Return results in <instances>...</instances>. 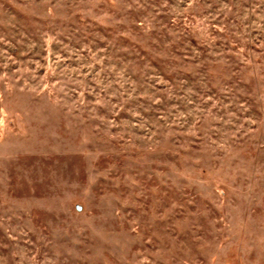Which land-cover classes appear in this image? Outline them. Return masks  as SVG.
<instances>
[{"label":"rangeland","instance_id":"1","mask_svg":"<svg viewBox=\"0 0 264 264\" xmlns=\"http://www.w3.org/2000/svg\"><path fill=\"white\" fill-rule=\"evenodd\" d=\"M0 264H264V0H0Z\"/></svg>","mask_w":264,"mask_h":264}]
</instances>
